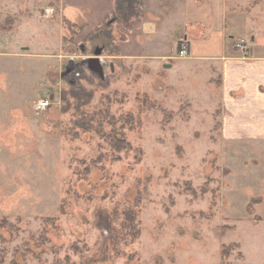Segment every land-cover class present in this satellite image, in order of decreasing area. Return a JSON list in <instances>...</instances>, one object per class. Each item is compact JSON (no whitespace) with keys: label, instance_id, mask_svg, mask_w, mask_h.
<instances>
[{"label":"rangeland","instance_id":"obj_1","mask_svg":"<svg viewBox=\"0 0 264 264\" xmlns=\"http://www.w3.org/2000/svg\"><path fill=\"white\" fill-rule=\"evenodd\" d=\"M160 5L152 35L143 0H0V264H264V184L229 179L221 80ZM229 5L264 28V0Z\"/></svg>","mask_w":264,"mask_h":264},{"label":"crops","instance_id":"obj_2","mask_svg":"<svg viewBox=\"0 0 264 264\" xmlns=\"http://www.w3.org/2000/svg\"><path fill=\"white\" fill-rule=\"evenodd\" d=\"M160 4L167 13L178 12L185 24L176 44L187 36L191 41L189 58L212 62L213 73L221 80L217 96L222 104L219 130L233 157L228 166L229 179L239 177L241 172V176L252 178V183L264 184V28L234 11L229 15V0H143L148 13L153 14L150 22L145 17L140 20L137 29L152 35L160 33L165 20L160 16ZM166 58L173 57H162ZM251 195L246 207L254 198H261L256 207L260 211L264 190L256 197Z\"/></svg>","mask_w":264,"mask_h":264},{"label":"trees","instance_id":"obj_3","mask_svg":"<svg viewBox=\"0 0 264 264\" xmlns=\"http://www.w3.org/2000/svg\"><path fill=\"white\" fill-rule=\"evenodd\" d=\"M107 138L112 145L113 150L117 152H122L124 150H131L133 147L132 145L127 141V138L124 134V132L113 130L111 133L107 135ZM127 220L128 224L130 225L129 228L131 229V233L135 231L134 227V221L136 220V215L133 213L127 214Z\"/></svg>","mask_w":264,"mask_h":264},{"label":"water","instance_id":"obj_4","mask_svg":"<svg viewBox=\"0 0 264 264\" xmlns=\"http://www.w3.org/2000/svg\"><path fill=\"white\" fill-rule=\"evenodd\" d=\"M131 2V0H129ZM103 49L99 48L95 52V56L87 58L84 61V64L88 67V69L91 71L93 75L98 77L101 81L105 82L106 81V73H105V65H104V60L101 58ZM166 68L171 67V64H165L164 65ZM66 68H69L67 66ZM111 69L114 70L113 64H111Z\"/></svg>","mask_w":264,"mask_h":264},{"label":"built area","instance_id":"obj_5","mask_svg":"<svg viewBox=\"0 0 264 264\" xmlns=\"http://www.w3.org/2000/svg\"><path fill=\"white\" fill-rule=\"evenodd\" d=\"M189 43L186 42H181L180 46L178 47L177 50V58H184L190 55V47H189ZM51 105L50 99L46 98L44 100H39L37 101V103L35 104L34 108L36 110V112H43L45 110H47Z\"/></svg>","mask_w":264,"mask_h":264}]
</instances>
